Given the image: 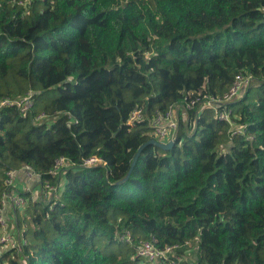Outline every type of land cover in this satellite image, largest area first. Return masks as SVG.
<instances>
[{"label":"trees","instance_id":"1","mask_svg":"<svg viewBox=\"0 0 264 264\" xmlns=\"http://www.w3.org/2000/svg\"><path fill=\"white\" fill-rule=\"evenodd\" d=\"M22 1L0 0V99L33 102L1 113L0 207L24 165L63 192L15 211L28 245H0V264H150L138 248L152 238L194 250L181 264H264V0ZM239 74L254 81L217 110L230 121L180 113L174 147L147 146L132 169L156 114L222 98ZM136 107L145 121L129 126ZM92 156L105 165H80Z\"/></svg>","mask_w":264,"mask_h":264},{"label":"built area","instance_id":"2","mask_svg":"<svg viewBox=\"0 0 264 264\" xmlns=\"http://www.w3.org/2000/svg\"><path fill=\"white\" fill-rule=\"evenodd\" d=\"M29 3L28 0L19 2V5L26 7ZM251 76L239 74L236 78L234 85L230 91L222 98H214L209 95H205L199 92L197 95L189 94L186 98L185 105H178L169 110L166 114L158 113L151 121L152 139L157 140L160 143L168 144L175 139L180 113L185 115L188 110L197 107L200 104L202 109L210 108L216 111L227 104L240 100L246 91L253 84ZM33 105L32 96L27 95L22 98H6L0 99V119L1 113L4 109L9 107H17L23 114L27 115L28 111ZM218 119L222 121H230L231 112L224 110L223 112L217 111ZM53 118L46 114H40L34 119L35 125H42L45 123H51ZM145 121V111L142 107H136L129 119L127 125L135 126L138 123ZM243 128H239L236 133H242ZM82 167L91 168L100 165H105L104 161L98 156H92L84 159L80 164ZM72 167L70 162L66 158H60L56 161L53 170L50 172L54 178H61V182H64L66 171ZM19 177H23L25 183H21ZM22 184V188L19 184ZM7 191L2 197V205L0 207V245L3 249L15 250L16 254L22 255L27 248L28 242L23 237L22 233L16 228L15 211H23L30 204V202L37 201L39 198L49 203L59 201L62 196L63 188L60 185H53L49 180L42 181L41 176L36 173L30 166L24 165L19 170H13L7 172L6 178ZM33 186L36 190H33ZM38 190V191H37ZM38 192V196L34 193ZM122 240L130 241L129 237H121ZM177 246H166L161 249L158 247L157 240L152 238L151 240L142 242L138 248V256L150 264H181L188 256L177 255ZM23 263L26 264V258L23 259Z\"/></svg>","mask_w":264,"mask_h":264},{"label":"water","instance_id":"3","mask_svg":"<svg viewBox=\"0 0 264 264\" xmlns=\"http://www.w3.org/2000/svg\"><path fill=\"white\" fill-rule=\"evenodd\" d=\"M176 144V139H173L172 141H170L168 144H163V143H160L158 142L157 140L155 139H151L150 141H148L147 143H145L143 146H141L135 156V159H134V162H133V165H132V169L133 167L135 166L139 156L141 155L142 151L147 147V146H154L156 148H159L163 151H169L171 150L174 145ZM131 169V171H132ZM130 174L131 172L124 178L122 179L121 181H119L117 184L118 185H121V184H124L125 182H127V180L129 179L130 177Z\"/></svg>","mask_w":264,"mask_h":264},{"label":"crops","instance_id":"4","mask_svg":"<svg viewBox=\"0 0 264 264\" xmlns=\"http://www.w3.org/2000/svg\"><path fill=\"white\" fill-rule=\"evenodd\" d=\"M19 180L21 181V183H25L24 180H23V177H19ZM19 184V187L22 188V184ZM25 185L27 186V184L25 183ZM33 190H36V187L33 186ZM38 191V190H37ZM36 196H38V192H35L34 193Z\"/></svg>","mask_w":264,"mask_h":264},{"label":"rangeland","instance_id":"5","mask_svg":"<svg viewBox=\"0 0 264 264\" xmlns=\"http://www.w3.org/2000/svg\"><path fill=\"white\" fill-rule=\"evenodd\" d=\"M193 255H195V251L194 250H191L188 252V256L189 257H193Z\"/></svg>","mask_w":264,"mask_h":264}]
</instances>
